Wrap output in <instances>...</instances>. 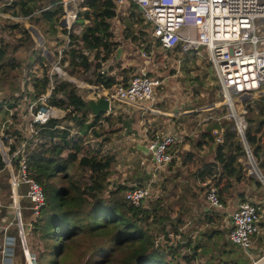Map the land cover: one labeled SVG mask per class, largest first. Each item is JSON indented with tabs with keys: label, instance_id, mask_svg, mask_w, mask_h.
<instances>
[{
	"label": "trees",
	"instance_id": "1",
	"mask_svg": "<svg viewBox=\"0 0 264 264\" xmlns=\"http://www.w3.org/2000/svg\"><path fill=\"white\" fill-rule=\"evenodd\" d=\"M0 8L28 20L43 39L55 37L61 43L60 32L67 33L70 47L67 50L63 48L64 53L72 57V63L84 67L88 83L104 84L111 88L117 84L125 85L129 80L130 75L115 73L109 65L110 55L116 47L111 31L112 21L118 16L114 0H85L78 17L82 25L80 31L61 27L60 21L65 15L61 0H0ZM130 11V17L131 14L140 15L139 18L150 27L141 11L133 6ZM71 14L73 16L74 13L71 11ZM134 25V22H130L127 27L132 28ZM1 29L12 31V35L17 37V44L0 38V81L6 79L11 70L23 67L22 58L17 62L18 57H21L20 46L26 49L27 54L29 52L38 56L26 66L21 77L22 83L14 86V91L8 92L7 97L0 98L1 118L12 119V123L8 122L9 128L0 132L7 138L3 139L4 143L11 142L13 152L22 142H27L25 155L30 174L42 185L46 194V205L35 219L30 206L23 203L31 210V218L27 215L30 220L25 219L26 222H32L29 233L32 235L31 238L28 237L30 246L35 250V242L42 244L38 251V264H58L55 257L63 259L64 252L80 245L82 241L88 243L83 258H86L85 264H181L183 259L196 260V254L192 257L183 252L179 254L178 249L186 247V244L182 246L172 241L167 220L173 218L168 213L164 214L160 203L152 209L145 206L153 192L141 206H135L124 198V192L136 185L113 183L112 186L111 168L118 157L115 153L109 154V151L112 152L110 148L105 150L106 141H110V138L103 137L101 130L96 128L101 119L113 123L111 119L114 110L95 116L88 105L90 99L82 93L80 86L64 77H54V89L47 100L48 105L69 109V112L71 108L74 114L63 120L50 118L45 123L33 122L31 105L38 103L33 108V112H36L41 105L38 99L49 90L52 79L50 66L44 62L46 55L38 52L36 36L27 26L6 19L3 20ZM134 38L139 39L136 36ZM143 43L140 42L139 45L142 46ZM147 44L149 47L150 43ZM59 50L53 53L54 57H57ZM70 74L74 75L75 71L71 69ZM13 80L16 81L15 78ZM16 90L21 91V98L15 96ZM261 102L258 111L262 116L264 98ZM116 105L117 103L113 107ZM18 109L30 113L31 117L27 122L22 120L15 124L11 110L16 117H20ZM7 113L9 115L5 116ZM259 114L249 119L247 138L255 157L264 165V117L259 120ZM91 117L93 121L90 123ZM90 129L91 134L96 137L95 144L91 147L83 144L84 134ZM72 130L79 134L72 135ZM210 136L216 141L212 132ZM223 136L224 142L217 145L216 162L204 164L198 171V177L202 180L207 175L216 176L219 166L223 171L234 166L233 171L242 172L239 157L245 154V150L232 124L224 126ZM84 150L87 152L82 153ZM5 169L6 162L0 153V175L3 172L7 178L5 181L9 183L1 189L8 190V187L11 188L10 174ZM60 176L67 180L66 185L55 183V179ZM219 179L221 176L217 180ZM1 208L0 217L3 219L7 216ZM229 230L230 228L227 233ZM193 248L195 251L209 252L205 242H197Z\"/></svg>",
	"mask_w": 264,
	"mask_h": 264
},
{
	"label": "built area",
	"instance_id": "2",
	"mask_svg": "<svg viewBox=\"0 0 264 264\" xmlns=\"http://www.w3.org/2000/svg\"><path fill=\"white\" fill-rule=\"evenodd\" d=\"M85 0H63L65 15L62 28L70 29L72 24H81L78 20L81 4ZM131 1L142 7L141 12L151 26V35L167 50L180 49L182 52L198 53L201 48L208 52L222 89L223 99L216 106H225L223 118L231 121L232 127L239 137L245 154L240 158L246 172L257 176L264 182L251 144L247 138L249 115L258 100L264 98V0H114L117 13L120 7ZM72 2H75V13L71 14ZM134 7V6H133ZM119 15V14H118ZM12 19L25 21V18L14 16L0 8V23ZM69 37V36H68ZM45 50L46 57L52 59L53 68L62 74L56 76L74 81L61 68L64 50L60 49L57 57L50 48L44 47V41L38 36ZM140 53L148 58L142 48ZM55 59H54V58ZM73 61V60H71ZM51 84L47 93L38 101V110L33 112L37 102L31 105L34 123H45L50 118L64 119L71 113L65 108L50 106L47 103L54 89V75H50ZM163 85V80L149 74L146 70L137 73L124 84L106 87L104 84L89 86L92 94L98 98H108L111 111H115L117 103L140 111L160 113L150 104L155 101L154 94ZM95 98V99H98ZM114 108V109H113ZM108 112V113H109ZM31 132L33 128L31 127ZM213 135L218 144L224 142V126L213 128ZM0 133V153L6 162V171L10 174L11 191L15 197L13 220L3 227V239L0 241L1 264H17L19 255L24 257V264H38L37 253L28 247L27 236L31 232L32 222L23 220L21 190L26 186V197L31 203L33 218L39 216L46 205V194L42 185L30 174L25 150L27 142L11 152V142L4 143ZM5 139V138H4ZM181 138L156 131L147 142L156 169L169 166L176 154L172 150ZM143 163V162H142ZM211 186L207 191L210 207L224 209L218 188L213 181H205ZM153 192L152 182L138 184L124 192V198L135 206H141ZM2 198L0 196V207ZM231 227L228 240L234 246L249 251L253 245V236L261 229L260 222L264 218V203L243 201L231 213ZM17 234H11V229ZM163 238V237H162ZM20 249V250H19ZM252 264H264V256L255 259Z\"/></svg>",
	"mask_w": 264,
	"mask_h": 264
},
{
	"label": "rangeland",
	"instance_id": "3",
	"mask_svg": "<svg viewBox=\"0 0 264 264\" xmlns=\"http://www.w3.org/2000/svg\"><path fill=\"white\" fill-rule=\"evenodd\" d=\"M62 1L63 0H61V2ZM131 7H132L131 1L124 4L122 7H120V12L118 13L119 15L112 21L111 31L113 32V40L115 41L116 47L114 49L115 51L110 55V58L112 60L109 61V64H111L113 68L112 69L113 72L115 73L120 72L121 74H125L127 76L129 75L131 76L133 73L137 74L138 73L137 68L131 65L122 67L123 62H125L126 60L130 61L132 59H136V62L140 63L141 66L145 64L139 73H142L144 70H146L149 74L157 76L163 80V85L157 90V94L156 92L154 94V96H156L155 101L152 102V104L150 105L156 110L160 109L166 114H169L170 116L175 115V117H173L172 122H169L170 121L169 118H172L169 117V115L162 116V115H158L159 113L140 111L134 108H130L129 106H126L125 111L120 110L119 112H117V114H114V116L111 119V122L113 123H109L108 120L103 121L104 119L100 120L96 129L101 130L103 137L110 138V141H106L105 150H109L110 148L112 152L109 151V154L115 153L118 157L117 161L113 162L112 164L113 166L111 168L112 171L111 177L114 178L113 180H118L117 178L118 177L120 178V176L129 177L132 174H134V172H137L138 170L141 169L139 162H137L138 160L137 152L133 148L134 142H138V140L128 141L129 140L127 138L128 133H131V136L140 137L141 129L144 130L145 128H147L148 136L145 138V140H147L149 137L151 138L152 135L150 136V134H152L154 130L162 129L164 132H169L172 130L171 129L172 125L173 126L178 125L179 127L177 132L182 136H185V133H180V125H181L180 122H183L184 124L181 125V127L188 128V136L186 138V140L188 141V140H192V138H194L193 140H195L196 137L193 134H196V131L202 127L201 125L202 122L206 123L208 128L209 127L211 128L213 126L214 128L216 127L221 128L222 125L226 127L227 124H231V121L222 119L223 118L222 116L225 113L224 110L225 106L223 107L217 106L220 107L221 110H224V113L221 116L220 113L222 111H219V114L214 115L213 118H209L214 110H208V111H198L192 113L189 117L188 116L184 117L183 112L187 110L195 111L196 109L199 110L204 109L219 103V101L223 99L222 97L223 94L219 83V79L213 65L210 62L208 52L205 51L203 48H201L198 53L186 54L182 52L180 49L167 50L163 48L160 45V43L157 42L154 39V37L151 35V26L149 25L150 27H148L139 18L140 15L131 14L130 17V13H132L130 11ZM14 21L15 22L17 21L18 23L21 22L20 20H14ZM129 21L134 22L135 24L134 27L132 28L127 27L128 23H130ZM22 22L23 23L21 24L26 26V23H24L25 21ZM26 22L27 25L30 27L31 23L30 22L28 23V20H26ZM60 24L62 26V20L60 21ZM2 25L3 22L0 23V38L7 39L12 44H17V42H15L17 38L16 35H12V31L10 30L6 31L5 29L4 30L1 29ZM81 28H82L81 24H72L70 27V29H77L78 31H80ZM59 36L61 43L55 37L51 39L44 37V47L46 46L47 48H50L53 51V53L56 52L57 49L64 48L67 50L70 47V39L68 37L69 35H67V33L66 34L62 33L61 31ZM128 36H130L131 38ZM134 36L138 37L139 39L134 40L135 39ZM140 42H144L142 46L139 45ZM38 43L39 45L37 44L36 47L38 52L45 54V50L43 49V46H40L42 45V43L40 42L39 39H38ZM147 43H150L149 47ZM119 47L122 48L123 50L122 52H124V54L119 53L118 51ZM142 48L148 53L147 56L149 58H145V56L142 55V52L140 53V55L139 53H134L136 49L139 50ZM19 53L21 54V57H18L19 61L17 62L19 63L20 58H22L21 62L23 67L11 70L10 74L5 77L6 79L0 81V98L7 97L8 92L14 91L13 88L14 86H17L18 83H22L21 77L24 74V71H26V66L29 64L30 61H33L34 58L38 57L31 53L29 54V52L27 54L26 49L22 46H20ZM23 53H25V55ZM120 54L125 55L124 59H118V60L114 59V57H119ZM22 55H24L23 56L24 58L22 57ZM93 56L94 53H92V57ZM71 60L73 59L72 57H70L69 54L66 53L63 54V60L61 63L62 70L65 71L67 75L70 76L72 79L74 78V81L72 82H74L75 84H77L82 88L80 90L86 96V98L88 99L98 98L97 95L92 94L93 91L89 87L97 84L88 83L86 81L87 73L85 72L84 67H82L78 63H72ZM44 62L45 64H48L50 66L49 70L52 75H54L55 77H58L56 76V74L62 76L61 73H59L57 70L53 68L52 59L46 57ZM71 69L75 71L74 75L70 74ZM41 72L42 69L40 73ZM14 78L16 81L13 80ZM15 96L21 98L20 97L21 91L16 90ZM258 102L259 100L256 103L255 109L251 110L249 119H252V117L257 116L255 110L256 109L259 110L260 104ZM17 111H19V109ZM72 111L74 110L70 108L69 113H71ZM19 112H20L19 116L21 117V119H19L20 117H16V115L13 113V120H15V124L17 122H21L22 120L23 122H27V120L30 119L31 115L30 113H26L27 112L26 110L21 112L20 109ZM26 114H28V117L26 116ZM73 114L74 112L71 113V117L73 116ZM26 117L27 119H24ZM218 117H220V119H218ZM263 117L264 115L262 116L260 114L258 115L259 120H261ZM102 118H104V116ZM203 118L204 119L208 118V119L202 120ZM176 120H177V124H174ZM91 121H93L92 117L89 119L90 123ZM133 121H135V128L132 127L131 125ZM26 131L28 133L30 132L27 129ZM91 133H92V129H90L86 134H84L85 139L83 143L90 147L95 144L94 138H96ZM78 134H79L78 131L72 130V135H78ZM103 137H100L101 140L103 139ZM100 138H98V140H100ZM0 150L2 149L0 148ZM196 150L198 149L196 148ZM85 152H87V150L82 151V153ZM93 152L95 153L96 151ZM179 155H183L181 150L179 151ZM179 155L177 152L174 161L170 164L169 168L172 171L171 175L166 177L164 175V170H161L158 173L161 179L160 181H158L157 185L155 186L156 189L154 194L145 203V206L152 209L157 203H160V206L164 208V214L168 213L170 215V218L174 219V222H172L173 219L167 220V223L169 224L168 227L170 228L171 231L170 237H172V241L174 242V244L178 243L179 245L185 246V239L187 237L186 234L194 227L192 228L185 227V229H183L184 231H181L180 228L186 225L188 220H191L193 221V223L194 222L196 223V217H197L192 212L193 206L188 204V197L185 190L192 188L196 190V192L194 191V197H199L200 195H202L205 198L207 195L208 188L211 185L209 183L207 185H204L205 182L204 180L206 178L202 180L201 177H198V171L203 165H201L198 169L195 170L192 169V174H191V177L193 176L192 180L191 178H189V176L186 177L183 172L191 170V167L187 166L186 168H181L178 164H176V162H179L180 160ZM196 156H194L192 161L189 162V165L192 166V168L195 167L194 165L198 159V156L197 157ZM127 165L131 166V168L134 167V172H131L130 174V171L126 169ZM261 171L262 173H264V165H261ZM3 174L4 173L2 172V174L0 175V192L1 195L3 196L1 195L0 196L4 201L3 202L4 205H7L8 200L11 199V206L14 212L13 206L15 204L14 202L15 197L13 192L11 191V196H10L8 194L9 191L7 192V190L1 189L2 187H7L9 185V183L5 181L7 178H5ZM71 174H73L72 171ZM148 182L151 181L147 180L143 183H148ZM55 183L57 185L58 184L66 185L68 182L66 179H64L63 177L61 178L60 176L57 179H55ZM127 185H129V183ZM23 188H25V186H23ZM24 202L28 205L27 200L20 199V204L21 207L23 208V220L25 223H29L26 222V220H30L27 219V215H29V218H31V210L29 209V207L24 206L23 204ZM199 202L200 201H198V205ZM210 208H212L211 209L212 211H215L213 207ZM4 214H5V210H4ZM12 218L10 217L7 218L6 220H3L2 217H0V222L7 223ZM212 220H214L215 223L218 224L219 227L217 229H215L214 227L209 228L207 227V225H205V227L203 228L200 227L202 230L204 229V231L202 232H204L203 234L206 236L204 240L206 244V249L211 250L212 253L203 252L202 250L201 251L194 250L193 245L197 241L198 238L197 237L195 239L196 241H190L188 244H186V246L190 245L191 249L187 250V248L185 247L182 248L178 247L179 254L180 252H183V254H186L189 257H192L194 254L198 256L196 260L189 259L188 261H186L183 259L181 261V264H207V262H210L208 264H235L233 261H231L230 263L227 259L222 258V255L224 253L220 252L221 251L220 246L226 245L225 235L227 233V229L221 228V221H222L221 218L219 217H217L216 219L212 218ZM212 220L207 218L205 219V223L212 224L211 222ZM196 225L198 224L196 223ZM15 228H13L14 229L13 233L16 235L17 229L15 230ZM31 235L32 234H29L27 238L28 237L31 238L30 237ZM29 238L27 239L29 249L37 253V256L39 257L38 251L42 248V244H40L39 242H35L36 249L34 250L30 246ZM222 238L224 240H222ZM199 242H203V241H199ZM216 244L220 250L215 249ZM87 245H88L87 242L82 241L80 245L74 246L71 250H67L66 252H64L63 259L60 260V257L58 256L57 258L55 257V260H57L58 264H71V263L85 264L86 258L85 259L83 258L87 251ZM236 255H237L236 261L237 260L241 261L238 262V264H252L253 261L255 260V258L247 256L245 250L237 251ZM241 258H244L245 260H242Z\"/></svg>",
	"mask_w": 264,
	"mask_h": 264
},
{
	"label": "crops",
	"instance_id": "4",
	"mask_svg": "<svg viewBox=\"0 0 264 264\" xmlns=\"http://www.w3.org/2000/svg\"><path fill=\"white\" fill-rule=\"evenodd\" d=\"M133 6V5H131ZM23 23V22H21ZM26 26L33 32V34L36 36V41L38 43V36H40V34L38 33V31L36 29H34L32 26H28L26 24ZM77 30V29H75ZM41 37V36H40ZM42 38V37H41ZM42 41H44V39L42 38ZM39 45V43H38ZM42 46V45H40ZM137 48V47H135ZM119 53H123L122 52V48L119 47L118 49ZM117 51V53H118ZM116 53V54H117ZM134 53H139L140 55V51L138 49H136V51ZM125 55L120 54L119 57H114V59L118 60V59H124ZM141 57V56H140ZM149 58V57H148ZM112 59L110 58L109 61H111ZM111 66V64H109ZM133 66L135 68H137V72L139 73L142 70V67H144V65L141 66L140 63L136 62V59H132L130 61H125L122 63V67H126V66ZM117 66V65H116ZM148 66V65H146ZM134 74V73H133ZM133 74L131 76H133ZM131 76H129L128 79L131 78ZM261 100H259V104H260ZM262 103V102H261ZM125 107L124 104L120 105L118 104L117 106H115V111L114 114H117V112H119L120 110H124L125 111ZM255 109V108H254ZM160 110V109H158ZM208 110H214L213 113H211V116L209 118H213L214 115L219 114V111H222L220 113V116L224 113V110H221L220 107H217L215 105L213 106H209L207 108L204 109H196L195 111L193 110H187L185 112H183L184 117H189L192 113L198 112V111H208ZM14 111V109H13ZM11 110V114H13V112ZM161 113H159L158 115H162V116H166L169 114H166L165 112H163L162 110H160ZM139 112V111H138ZM255 112L257 114H259L258 109L255 110ZM9 114L7 113L5 116H8ZM254 115V114H253ZM172 118H169L170 121H173V117L174 116H170ZM1 118V116H0ZM208 118H203L202 120H206ZM218 119H220V117H218ZM12 123V119L11 118H7L5 117V120H3L2 118L0 119V132L4 131L6 128H9V123ZM174 124H177V120L174 122ZM181 125H183V122H180ZM132 127L135 128V121H133L131 123ZM180 125V133H185V136H182L181 134H179L178 131V125L173 126L172 125V130L169 132H165V133H169V134H173L176 135L178 137H180L182 139L181 143L176 144L175 147H173V151L178 155H179V151L181 150V152L183 153V155H179V162H176V164H178L181 168H186L187 166L191 167V170L189 171H184L183 173L185 174L186 177L189 176V178H193V176L191 177L192 174V169H198L201 165L207 164V163H212V162H216V149H217V145L218 143L216 141L213 140V138H211L210 134L214 128L213 127H209L207 126L206 123L202 122V127L200 129H198L196 131V134H193L196 138L195 140H193L194 138H192V140H186L187 136H188V128H182ZM174 127V129H173ZM147 128H145L144 130L141 129L140 131V137L137 136H131V133H128L127 138L129 139L128 141H137L138 142H134V149L137 152L138 155V160L137 162H139L141 169L138 170L137 172H135L134 174H132L131 176L127 177V176H120V178L118 177V180H113L114 178L111 177L112 180V186L113 183H118L121 182L123 184H128L129 185H136V184H143V182L149 180L152 182L153 184V193L155 192V186L157 185L158 181H160L161 177L158 175V173L161 170H164V175L166 177H168L169 175L172 174V171L170 170V165L167 167H164L162 169H156L155 164L152 160V156L151 153L149 152L148 148H147V142L150 139V137L145 140V138L148 136L147 134ZM156 131H162L164 132L162 129H157L154 130L153 132ZM152 132V133H153ZM150 134V132H149ZM152 134H150L151 136ZM3 139L6 138L5 135L2 136ZM186 140V141H185ZM196 148L198 150H196ZM198 156V159L195 163V167L192 168V166L189 165V162L192 161L194 156ZM196 156V157H197ZM242 157V156H241ZM239 157V162L241 163V160ZM258 160V159H257ZM143 162V163H142ZM259 162V169L261 171V161L258 160ZM234 167V166H233ZM233 167H231L229 170L227 171H223L221 166L217 167L216 171L217 174L216 176H210L207 175L206 179L204 181H213L215 182L217 188H218V193L220 196V199L222 201V203L224 204V209L221 210H217L215 209V211H212L209 205V202L207 200V197L204 198V196L200 195L199 197H194V191L196 192V190L189 188L186 189V193H187V197H188V204H190L191 206H193L192 208V212L194 213L196 217V223L198 225H196V223L191 220H188L186 225L182 226L180 229L181 231H184L183 229H185V227H194L192 230H190L189 232H187V237L185 239V244H188L190 241H196L195 239L197 238V241L194 243L196 244L199 241H203L205 242V235L202 234L204 232V229L202 230L201 228L205 227V225H207V227L211 228L214 227L215 229H217L219 226L217 223H215L213 219H216L217 217L221 218V228H225L228 229L231 227V218L230 215L231 213L238 207V205L243 202V201H255V202H261L264 203V182L262 180H260L257 176H254L253 174H249L248 172H246L244 170V168L241 165V169L242 172L241 173H237L236 171H233ZM126 169H128L131 172H134L133 167L131 168V166H126ZM262 173V171H261ZM264 176V173H262ZM221 176V179L217 180L219 177ZM172 177V176H171ZM214 177H217L214 178ZM218 181V182H217ZM126 182V183H124ZM205 183V182H204ZM192 184V182H191ZM10 186H11V181H10ZM7 192L8 194L11 196V188H7ZM23 191L21 193L22 195V199L25 198V200H27L28 205L31 206V203L29 202L28 198L26 197L25 193H26V186L25 188H23ZM3 190V189H2ZM1 195V192H0ZM3 196V195H1ZM6 201V198H5ZM198 201L199 205H198ZM3 199H2V208L5 210V215L7 216L6 218H3L4 220H6L7 218H12L13 215V209L11 206V199L8 200V204L4 205L3 203ZM202 207V208H201ZM201 211V212H199ZM212 215V216H210ZM218 215V216H217ZM209 218L210 220H212V224H206L205 223V219ZM13 218L10 220L12 221ZM5 226V224L0 222V241L3 239V227ZM260 226L261 229L258 233H256L253 236V245L252 248L250 249L251 255H249V251H245L246 255L249 257H253L255 259H259L262 256H264V218L261 220L260 222ZM201 227V228H200ZM15 228V226H14ZM189 229V228H188ZM187 229V230H188ZM16 230V228H15ZM12 234H14V229H11ZM192 236V237H191ZM222 240H224L222 238ZM221 241V240H220ZM225 244L223 246H220L221 248V253H224L222 255V258L227 259L230 263L231 261H233L235 264L239 262V260L236 261V252L237 251H243V249L234 246L233 244H231L228 240V235L226 233L225 235ZM189 246V248H188ZM185 248L191 249L190 245H187ZM216 250H220L219 247L216 244ZM211 250H209L210 252ZM212 253V252H211ZM216 253V252H214ZM1 260V258H0ZM210 262H207V264ZM1 264V262H0ZM17 264H24V257L22 254L19 255V258L17 260Z\"/></svg>",
	"mask_w": 264,
	"mask_h": 264
},
{
	"label": "water",
	"instance_id": "5",
	"mask_svg": "<svg viewBox=\"0 0 264 264\" xmlns=\"http://www.w3.org/2000/svg\"><path fill=\"white\" fill-rule=\"evenodd\" d=\"M136 9H138L139 11L142 10V7L140 5H138L137 3H133L132 4ZM27 24V22H24ZM62 23H65V20H62ZM88 105L92 111V113L95 116H99L100 114L103 113H107L110 111L111 109V104H110V100L108 98H98L96 99H90L88 101ZM264 179V177H263Z\"/></svg>",
	"mask_w": 264,
	"mask_h": 264
},
{
	"label": "bare ground",
	"instance_id": "6",
	"mask_svg": "<svg viewBox=\"0 0 264 264\" xmlns=\"http://www.w3.org/2000/svg\"><path fill=\"white\" fill-rule=\"evenodd\" d=\"M75 3V2H74ZM74 3H72V12L73 13H75L76 11H75V4Z\"/></svg>",
	"mask_w": 264,
	"mask_h": 264
}]
</instances>
